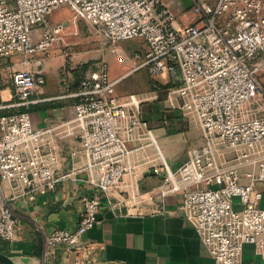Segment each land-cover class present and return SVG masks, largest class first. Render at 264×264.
<instances>
[{
    "label": "built area",
    "instance_id": "1",
    "mask_svg": "<svg viewBox=\"0 0 264 264\" xmlns=\"http://www.w3.org/2000/svg\"><path fill=\"white\" fill-rule=\"evenodd\" d=\"M183 12L196 16L179 22L167 0H0V57L47 51L67 34H78L84 21L110 42L139 38L137 67H145L154 90L167 76L169 108L179 109L203 130L204 144L191 148L176 168H166L163 184L181 193L180 209L196 228L214 264H242L245 244L264 259V0H190ZM65 6L68 23L48 20ZM70 57V56H69ZM39 65L40 60L36 59ZM82 65V63H80ZM45 82L31 69L13 76L14 100L22 108L0 115V176L24 182L30 200L54 189L65 177L43 151L51 127L35 128L28 108L32 94ZM106 61H99L79 80L73 93V119L79 133L86 181L97 191L83 200L72 231L55 229L47 245L80 247V237L100 222L97 209L121 184L130 149L127 141L140 122L142 98H120ZM236 151L232 163L219 160L215 144ZM19 223L0 198V241L12 240Z\"/></svg>",
    "mask_w": 264,
    "mask_h": 264
},
{
    "label": "crops",
    "instance_id": "2",
    "mask_svg": "<svg viewBox=\"0 0 264 264\" xmlns=\"http://www.w3.org/2000/svg\"><path fill=\"white\" fill-rule=\"evenodd\" d=\"M178 1L167 0L178 21H193L196 16L183 12ZM71 31L68 28L66 35H72ZM50 48L35 58L17 53L0 57V110L14 100L10 72L31 69L44 77V84L31 96L29 112L35 128L51 127L42 148L54 158L57 172L66 174L54 189L39 191L33 200L24 182L0 176V198L7 200L19 220L15 237L0 241V253L15 264H214L196 228L180 209L181 193L163 184L167 167L176 168L192 147L204 144L202 128L189 122L179 109L169 108L163 93L170 84L167 76L160 78L161 89L152 88L150 96L142 98L147 102L140 106V122L127 141V171L119 187L108 198L102 197L97 209L100 222L82 234L79 248L47 245L53 230L76 228L84 198L97 193L81 168L85 163L79 140L81 123L73 119V93L79 80L99 61L109 66L110 59L119 67L110 76L116 81L115 93L124 98L132 93L117 90L116 84L133 64L130 58H113L112 53V58H59L60 47ZM142 49L143 44L136 50ZM123 51L119 49L118 54ZM80 63L87 67L80 68ZM260 205L264 206V198ZM241 260L242 264H264L253 244L244 245Z\"/></svg>",
    "mask_w": 264,
    "mask_h": 264
},
{
    "label": "rangeland",
    "instance_id": "3",
    "mask_svg": "<svg viewBox=\"0 0 264 264\" xmlns=\"http://www.w3.org/2000/svg\"><path fill=\"white\" fill-rule=\"evenodd\" d=\"M72 12L65 6H60L56 8L52 14L49 16L48 20L52 23L63 21L68 23L71 20ZM59 46V58H130L132 60V65L128 68L127 72L122 76V78L116 84V89H122L126 91L125 93H134L139 95L141 98H146L150 96V91L152 86L149 80V74L145 67L135 66L139 64V61L134 60L133 52L136 49H141L142 40L139 38L120 40L116 42L108 41L103 34H101L98 29L87 22L79 21L78 22V34L76 35H65L58 38L53 46ZM51 47V48H52ZM50 48V49H51ZM124 50L122 54H118V50ZM126 52V53H125ZM47 54L48 51L37 53V54H23L31 58H35L40 54ZM21 54V53H17ZM70 56V57H69ZM109 72L110 76L113 73H116L119 69L114 65V62H111L109 59ZM15 72H10L8 77L12 81ZM112 78V76H111ZM260 80L264 88V64H262ZM166 97V90L163 92ZM146 100L140 103L142 106ZM146 108V105L144 106ZM9 108L8 109H16ZM172 109V108H170ZM185 127V126H184ZM189 132H195V129H189ZM203 145V144H202ZM199 145V146H202ZM195 146V147H199ZM215 150L217 154H220L219 160L225 163H232L236 151L233 148L225 147L219 143L215 144ZM264 147V144H263ZM194 148V147H192Z\"/></svg>",
    "mask_w": 264,
    "mask_h": 264
},
{
    "label": "water",
    "instance_id": "4",
    "mask_svg": "<svg viewBox=\"0 0 264 264\" xmlns=\"http://www.w3.org/2000/svg\"><path fill=\"white\" fill-rule=\"evenodd\" d=\"M182 1V4L184 5V7L186 9H188L191 5V2L190 0H181ZM0 261L4 262L5 264H15L14 261L9 258L8 256L0 253ZM47 264H51V263H47Z\"/></svg>",
    "mask_w": 264,
    "mask_h": 264
},
{
    "label": "trees",
    "instance_id": "5",
    "mask_svg": "<svg viewBox=\"0 0 264 264\" xmlns=\"http://www.w3.org/2000/svg\"><path fill=\"white\" fill-rule=\"evenodd\" d=\"M87 67V65L86 64H82L81 66H80V68H86ZM17 110H22V108H16V109H1L0 110V115H3V114H9V113H12V112H16ZM28 110H29V108H28Z\"/></svg>",
    "mask_w": 264,
    "mask_h": 264
}]
</instances>
